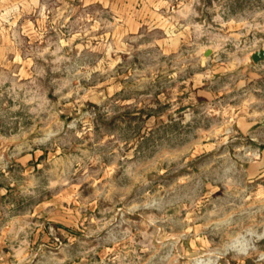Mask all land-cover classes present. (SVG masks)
Listing matches in <instances>:
<instances>
[{
  "label": "rangeland",
  "instance_id": "obj_1",
  "mask_svg": "<svg viewBox=\"0 0 264 264\" xmlns=\"http://www.w3.org/2000/svg\"><path fill=\"white\" fill-rule=\"evenodd\" d=\"M261 48L264 0H0L10 264H264Z\"/></svg>",
  "mask_w": 264,
  "mask_h": 264
},
{
  "label": "crops",
  "instance_id": "obj_2",
  "mask_svg": "<svg viewBox=\"0 0 264 264\" xmlns=\"http://www.w3.org/2000/svg\"><path fill=\"white\" fill-rule=\"evenodd\" d=\"M8 235V232H6ZM3 240V239H2ZM8 249V244L3 243L0 245V264H10L9 262V253L6 251Z\"/></svg>",
  "mask_w": 264,
  "mask_h": 264
},
{
  "label": "water",
  "instance_id": "obj_3",
  "mask_svg": "<svg viewBox=\"0 0 264 264\" xmlns=\"http://www.w3.org/2000/svg\"><path fill=\"white\" fill-rule=\"evenodd\" d=\"M252 58H253L254 62L263 60L264 59V48H261L257 51H254V53L252 54Z\"/></svg>",
  "mask_w": 264,
  "mask_h": 264
},
{
  "label": "bare ground",
  "instance_id": "obj_4",
  "mask_svg": "<svg viewBox=\"0 0 264 264\" xmlns=\"http://www.w3.org/2000/svg\"><path fill=\"white\" fill-rule=\"evenodd\" d=\"M203 262V261H202ZM200 264V263H199Z\"/></svg>",
  "mask_w": 264,
  "mask_h": 264
}]
</instances>
